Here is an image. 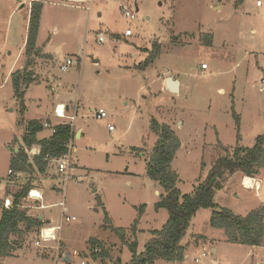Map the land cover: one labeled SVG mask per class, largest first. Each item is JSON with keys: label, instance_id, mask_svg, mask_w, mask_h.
<instances>
[{"label": "rangeland", "instance_id": "374dc122", "mask_svg": "<svg viewBox=\"0 0 264 264\" xmlns=\"http://www.w3.org/2000/svg\"><path fill=\"white\" fill-rule=\"evenodd\" d=\"M35 1L44 3L38 43L47 55L30 58L25 49L23 66L30 59L34 67L43 56L42 67L31 65L28 71L44 72L39 82L22 86L24 96L19 97L12 74L22 69L11 76L8 71L27 42L34 1L0 0V200L7 196L11 155L23 145L19 120L42 117L43 123L56 124L59 101L75 115L72 165L67 179L57 162L45 175L32 171L11 178L13 194L27 182L45 187L39 189L48 207L26 209L29 215H44L45 224H61V240L37 245L38 229L15 235L19 256L0 264H132L130 243L136 241L143 252L151 231L163 228L169 217L167 208L155 206L164 189L147 173L158 139L153 119L169 124L184 142L173 161L183 194L194 193L227 149L253 147L256 137L264 135V0L261 5L257 0ZM124 8L137 12V18L127 17ZM100 33L103 43L97 40ZM155 45L159 53L151 61ZM68 58L74 63L63 70ZM169 76L183 82L179 93L166 88ZM99 109L105 118H97ZM256 177L262 179L259 191L252 177L237 172L218 190L215 202L241 215L264 206V168ZM46 194L51 196L46 199ZM61 201L65 215L75 219L62 220ZM24 203L35 205L30 199ZM212 213L202 208L192 218L182 239L187 248L182 260L155 264H264V243L254 247L228 241L222 228L211 225ZM67 253L74 258L70 262L64 259Z\"/></svg>", "mask_w": 264, "mask_h": 264}, {"label": "trees", "instance_id": "16d2710c", "mask_svg": "<svg viewBox=\"0 0 264 264\" xmlns=\"http://www.w3.org/2000/svg\"><path fill=\"white\" fill-rule=\"evenodd\" d=\"M43 6L44 3L40 1H34L31 4L25 46L26 54L30 58L38 50L37 38ZM158 53L159 48L155 45L151 61L157 58ZM31 65L32 62L29 59L22 70H17L12 74L13 87L19 97L24 96L22 86H29L35 81L33 72L28 71V67ZM21 107L23 112L25 109L23 102ZM237 119L239 121L238 116ZM19 125L24 126L23 145L12 155L10 160V169L15 174L30 173L34 171V166L40 173L46 172L51 161L48 159H58L66 154L68 145L74 136V129L69 123L58 124L52 136L43 139L37 137V134L44 129L41 120L32 119L25 122L21 118ZM151 127L158 135V139L147 160V173L164 189L160 201L155 206L157 209L167 208L169 217L163 228L151 231L152 236L145 243L143 252H138L136 241L130 243L133 253L132 264H155L158 259L182 260L187 249L182 243V239L191 227L192 218L202 208L213 210L210 223L215 228H222L228 241L246 243L254 247L262 245L264 243V206L247 215L236 214L230 208L218 205L215 202V195L218 190L225 187L228 179L239 171L244 176L254 178L260 173L264 168V135L256 137L253 147L236 145L232 151L227 149V153L216 160L205 178L197 185L194 193L183 194L176 186L179 175L173 167L181 140L177 132L167 123H160L153 119ZM35 144L40 146V151L30 162L27 149ZM30 188H32L31 182H27L21 190L16 192L12 198L13 204L9 209L4 208L3 202H0V258L11 256L17 249L18 242L15 235L22 236L37 231L36 229L39 231L44 225V220L40 218V215H29L27 209L22 207ZM144 209L145 206L141 210L143 213ZM119 230L118 233L124 239V231ZM96 242L98 241H92V243ZM101 253L107 254L105 248H102ZM95 255L97 254L95 253Z\"/></svg>", "mask_w": 264, "mask_h": 264}, {"label": "built area", "instance_id": "2783aa9c", "mask_svg": "<svg viewBox=\"0 0 264 264\" xmlns=\"http://www.w3.org/2000/svg\"><path fill=\"white\" fill-rule=\"evenodd\" d=\"M26 0H23V2H25ZM32 1L35 0H30V3ZM258 5L262 4V0H257ZM124 13L127 17H129L130 19H136L137 18V12H134L133 10H131L130 8H124ZM132 32L130 29H127L125 34L126 35H130ZM99 43H103L104 41V35L102 33L98 34V39ZM73 60L68 58L66 60L65 63H63L61 65V68L63 70H67L69 68V66H71L73 64ZM202 68H207V64L203 63L202 64ZM62 106V111H60V107ZM55 116H57L59 119H61L59 121V123L57 124H52L49 121H45L43 123V126L45 128H51L52 129V133H54L56 131L55 127L58 124H63V123H69L72 125V127H74V120H75V115H69L67 113V109H66V104L65 103H59L56 105L55 107ZM97 118L98 119H103L107 116L106 112L103 109H99V111L97 112ZM110 129L113 128V126H109ZM74 129V128H73ZM72 149H73V145H71V141L68 145V152L66 154H64L63 156H61L58 159H52L49 158L48 160H53L55 162L58 163L57 165V170L59 171V173L63 174L65 176V178L67 179L68 176H70L69 174V169L71 168L72 165V161H71V155H72ZM29 153H34L35 150L34 149H30L27 150ZM13 176H15V173L13 172L12 169L8 170L7 173V177L10 180ZM244 185V184H243ZM256 188H258V185L256 184ZM26 200H34V202H40V204L36 205V208H40V209H44L47 207V205L44 204V193L43 191H41L39 188L37 187H32L29 189L27 195H26ZM13 202L12 199L10 197H7L4 199L3 201V207L6 209H9L12 206ZM59 205L62 206L63 208V214H62V220H66V221H71L73 219H75V217H71L69 215H65V212L67 210L66 206H65V202L61 201L59 202ZM23 208H30L33 207V205H29V204H23L22 205ZM1 209V208H0ZM31 215V214H30ZM62 223V221H61ZM62 228L61 224L59 225H54V224H45L43 225L40 230H39V239L36 241L37 245H41V240L43 241H58L59 237H58V230H60ZM48 231H52L51 233H49ZM100 249L97 247L95 248V251L98 252ZM207 253L203 252L202 256H206ZM195 261L200 262V258H196ZM82 264H86V261L83 260L81 262Z\"/></svg>", "mask_w": 264, "mask_h": 264}, {"label": "crops", "instance_id": "0c3cea01", "mask_svg": "<svg viewBox=\"0 0 264 264\" xmlns=\"http://www.w3.org/2000/svg\"><path fill=\"white\" fill-rule=\"evenodd\" d=\"M39 31H40V28H39ZM27 34H28V32H27ZM38 38H39V33H38ZM38 38H37V47H38V50H37V52H36V54H38L39 52V54H42V55H44V56H46L47 55V53H45V50H44V46H42V45H40L39 43H38ZM26 42V41H25ZM24 42V44L20 47V49H19V52H18V55H17V57H16V59H15V61H14V63H13V65L10 67V70L8 71V75H10L11 76V72L13 73V71H15V69H23L24 68V66H23V60H24V55H25V43ZM48 55H52V54H48ZM37 56V55H36ZM18 59V62L20 61V64H18V62L16 61ZM45 60V58L43 57V56H40L39 57V55H38V62L40 63H38L36 66H34V67H36V69H38L39 68V65H40V67H42L41 66V62L42 61H44ZM17 64V65H15L14 66V64ZM43 64V63H42ZM34 67H33V65L30 67V69H34ZM205 69H208V66H207V68H205ZM37 71V70H36ZM41 71V72H40ZM40 71H37L36 72V74L34 75V78H36L35 79V81L33 82V83H31L32 85L33 84H35L36 82H39L38 81V75H42L43 74V70H40ZM11 78V77H10ZM44 79V77L42 76V77H40V81H42ZM167 79V78H166ZM166 79L164 80V84H165V86H166ZM263 82H264V78H263ZM31 84L29 85V86H31ZM183 85V82L181 81V85H180V87ZM167 88V87H166ZM219 91L220 92H223V88H219ZM59 103H64V102H62V101H59V102H57L55 105H54V108L56 107V105L57 104H59ZM27 108H28V106H26ZM66 109H67V113H68V111H69V109H70V106L68 105V104H66ZM238 117H239V119H240V124H241V120H242V114H239V115H237ZM33 119H38V120H44L42 117H34ZM47 119H50V118H47ZM29 120H32V119H29ZM51 121V120H50ZM51 123H52V121H51ZM59 123V122H58ZM53 124V123H52ZM57 124V123H56ZM239 128H241L240 126H239ZM45 131H46V129L44 128L41 132H39L38 134H37V137H38V139H43V138H50L51 136H52V134L53 133H51V134H46L45 133ZM178 134V133H177ZM179 136V135H178ZM179 138H180V136H179ZM180 140H181V138H180ZM183 144H184V142L181 140V146H183ZM180 146V148H182ZM32 149H34L35 150V152L34 153H29L28 151V154H29V156H31V155H33V157L37 154V153H39V151H40V146L39 145H37V144H35V145H33L32 147H31ZM31 148H29V149H27V150H30ZM15 151H17V149L15 150ZM179 151H180V149H179ZM12 155H13V153H12ZM12 155H11V157H12ZM32 157V156H31ZM30 160V159H29ZM30 162H32L31 160H30ZM52 162H55V161H53V160H51L50 162H49V164H48V168H47V170H46V172H44V173H40L39 171H38V169L34 166V171L33 172H38V173H40L41 175H45V174H47V172H49L50 170H51V163ZM9 164H10V162H9ZM10 169V165H9V167H8V170ZM21 174H26V173H20L19 175L21 176ZM27 174H29V173H27ZM16 175V174H15ZM18 175V174H17ZM245 177V176H244ZM253 178V180H254V184H253V188H255V190H257V191H259L260 189H261V187H262V185H261V181H262V179H260V178H258V177H252ZM14 181H13V179H10V182L8 183V185H7V196H6V198L7 197H12L13 198V195L15 194H13V192H12V190L10 191V187H11V184L13 183ZM256 183H257V185L259 186L258 188H256ZM0 184H1V180H0ZM260 184V185H259ZM242 185H243V183H242ZM249 185L250 184H248V185H246L248 188H250L249 187ZM245 186V185H244ZM245 186V187H246ZM31 187H35V186H33L32 184H31ZM37 188H41L42 190H44L45 189V187L44 186H41V187H37ZM53 192H59V191H55V190H53ZM158 193V192H157ZM52 194V193H51ZM51 194H49V195H47L46 194V199L47 198H49V196H51ZM11 198V199H12ZM45 199V200H46ZM26 200V199H25ZM1 201V200H0ZM3 202V201H2ZM159 202V201H158ZM37 202H35V205H33V206H36V205H38V204H36ZM39 203V202H38ZM45 204V203H44ZM45 205H47V204H45ZM48 207V206H47ZM46 207V208H47ZM34 208H36V207H34ZM46 208H44L43 210H45ZM63 209V208H62ZM27 212H29V211H27ZM145 215V214H144ZM144 215H142L141 217H143ZM41 217H42V219L44 220V215H40ZM52 222H53V220H52ZM45 223H46V221L44 220V225H45ZM55 225V224H54ZM61 230V229H60ZM60 230H58V237H61V234H60ZM39 239V238H38ZM37 239V240H38ZM60 239V238H59ZM61 240V239H60ZM20 245H22V244H20ZM41 245H42V242H41ZM19 248H21V247H19ZM21 250V249H20ZM16 250H14L13 251V253H12V255L11 256H8V257H13V256H19V255H16ZM216 253H217V249H216ZM8 257H3V258H8ZM71 257V256H70ZM3 258H0V260H2ZM74 258H72L71 257V261L73 260ZM215 264H217V262L215 261L214 262Z\"/></svg>", "mask_w": 264, "mask_h": 264}, {"label": "water", "instance_id": "95a60500", "mask_svg": "<svg viewBox=\"0 0 264 264\" xmlns=\"http://www.w3.org/2000/svg\"><path fill=\"white\" fill-rule=\"evenodd\" d=\"M180 85H181V81L180 79H176L174 76H169L166 79V87L167 89L172 92V93H179V89H180ZM40 218L42 219V217L40 216ZM213 253L214 256H216V249H213ZM65 261L70 262L71 261V257L70 255L67 253V255L65 256Z\"/></svg>", "mask_w": 264, "mask_h": 264}, {"label": "bare ground", "instance_id": "6f19581e", "mask_svg": "<svg viewBox=\"0 0 264 264\" xmlns=\"http://www.w3.org/2000/svg\"><path fill=\"white\" fill-rule=\"evenodd\" d=\"M60 111H62V106L60 107ZM257 184V183H256ZM260 185V184H259ZM259 187V186H258ZM251 188V187H250ZM49 233H51L52 231H48Z\"/></svg>", "mask_w": 264, "mask_h": 264}]
</instances>
